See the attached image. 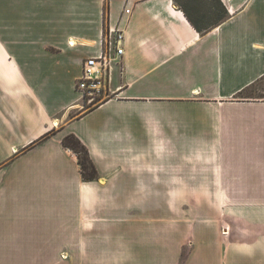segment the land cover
Masks as SVG:
<instances>
[{
  "label": "crops",
  "instance_id": "1",
  "mask_svg": "<svg viewBox=\"0 0 264 264\" xmlns=\"http://www.w3.org/2000/svg\"><path fill=\"white\" fill-rule=\"evenodd\" d=\"M106 1L0 0V264H264V224L240 223L264 208H182L264 201V93L244 94L264 81V0H215L201 27L209 0ZM104 16L123 55L85 109Z\"/></svg>",
  "mask_w": 264,
  "mask_h": 264
},
{
  "label": "built area",
  "instance_id": "2",
  "mask_svg": "<svg viewBox=\"0 0 264 264\" xmlns=\"http://www.w3.org/2000/svg\"><path fill=\"white\" fill-rule=\"evenodd\" d=\"M123 38L121 27L102 24L97 41L98 51L82 60L80 75L75 79L83 104L97 105L113 95L110 86L112 71L123 55Z\"/></svg>",
  "mask_w": 264,
  "mask_h": 264
},
{
  "label": "rangeland",
  "instance_id": "3",
  "mask_svg": "<svg viewBox=\"0 0 264 264\" xmlns=\"http://www.w3.org/2000/svg\"><path fill=\"white\" fill-rule=\"evenodd\" d=\"M106 2L107 1L105 0V3ZM105 3H104V5H105ZM207 11L208 12L206 14L201 16L202 18H200V17L196 18V20L194 21L197 27L205 26L208 23V21L213 20V19L215 20L216 18H218V16L219 17L222 16L221 15L222 13H220L221 12L220 7L218 6V4L215 0H211V2L209 0V6H208ZM104 12H105V10H104ZM103 23H105V24L107 23V21L105 20V16H104ZM74 88L77 91L75 84H74ZM260 92L262 94L264 93V81L261 83H257L256 85L252 86L250 89H247L244 92V94L245 95H252V94H257ZM80 99H81L82 107L85 109H88V108L95 106V105L90 106L86 103L83 104V99L81 98V95H80ZM193 203L196 204L195 209L199 211L198 213L204 212V213H208L209 215H213L216 212L219 213L222 208H228V207H230L232 209L231 211H235L234 209H238L237 211H239V210L244 211L246 208H262V209L264 208V201H183L182 202L183 210L186 208H190L191 205H193ZM262 212L263 213L261 215H258V213H257V214H254V216H247V217H245L247 222L240 220V223H248V224L263 223L264 224V210H262ZM211 217H213V216H211ZM223 227H226V226L221 225L220 233L222 236H225L226 230L222 231ZM185 252H186V250L183 251V254L181 256V260L183 259Z\"/></svg>",
  "mask_w": 264,
  "mask_h": 264
},
{
  "label": "trees",
  "instance_id": "4",
  "mask_svg": "<svg viewBox=\"0 0 264 264\" xmlns=\"http://www.w3.org/2000/svg\"><path fill=\"white\" fill-rule=\"evenodd\" d=\"M62 145L70 148L76 155L80 174L83 180H94L98 177L97 170L89 157L88 150L83 143L72 133L62 138Z\"/></svg>",
  "mask_w": 264,
  "mask_h": 264
}]
</instances>
